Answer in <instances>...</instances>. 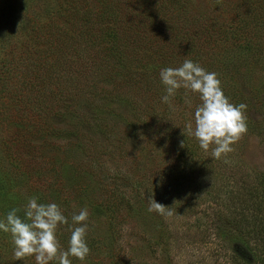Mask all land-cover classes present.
Wrapping results in <instances>:
<instances>
[{
	"label": "rangeland",
	"instance_id": "rangeland-1",
	"mask_svg": "<svg viewBox=\"0 0 264 264\" xmlns=\"http://www.w3.org/2000/svg\"><path fill=\"white\" fill-rule=\"evenodd\" d=\"M66 1L0 0V217L33 197L69 223L86 207L90 253L72 264H255L264 0ZM185 59L246 105L247 132L221 159L187 134L196 95L161 101L160 70ZM150 195L172 215L149 212ZM69 236L57 229L61 251ZM0 264L35 260L14 261L0 233Z\"/></svg>",
	"mask_w": 264,
	"mask_h": 264
},
{
	"label": "clouds",
	"instance_id": "clouds-1",
	"mask_svg": "<svg viewBox=\"0 0 264 264\" xmlns=\"http://www.w3.org/2000/svg\"><path fill=\"white\" fill-rule=\"evenodd\" d=\"M160 83L164 87L161 101L171 108V98L184 89L196 95L200 103L193 113L192 123L186 126L187 134L194 137L199 148L210 157L221 159L233 151L242 134L247 132L246 105L233 104L224 94L215 72H209L198 63L185 59L179 67L162 68ZM145 196V193H144ZM148 211L160 215H172L165 206L150 195ZM13 208L0 217V233L8 234L13 244L14 261L34 257L35 264H72V259L85 261L90 253L87 243L89 212L86 207L71 215V223L57 203H38L29 198L23 208ZM67 226L70 236L66 250L61 251L57 229Z\"/></svg>",
	"mask_w": 264,
	"mask_h": 264
},
{
	"label": "trees",
	"instance_id": "trees-1",
	"mask_svg": "<svg viewBox=\"0 0 264 264\" xmlns=\"http://www.w3.org/2000/svg\"><path fill=\"white\" fill-rule=\"evenodd\" d=\"M68 1V0H67ZM67 1L65 2V3H67ZM62 5H66V6H69V4H61V6ZM20 8L21 9H18V10H16L15 12H14V14H15V16H20L22 13H23V11H25L24 9H23V3H20ZM62 9H63V6H62ZM20 10H22V11H20ZM45 13L46 14H49V13H53L55 10H54V8L52 9V6H47V8L45 9ZM51 13V14H52ZM14 16V17H15ZM148 69H150V68H148ZM230 91H228V93H229ZM227 93V94H228ZM230 97H231V101H233V102H235L237 105H239V104H243L241 101H239L237 98H239V97H237L236 95H235V93L234 94H230ZM246 102V101H245ZM244 102V103H245ZM107 138H108V136H107ZM109 139H111V138H109ZM108 142H110L109 140H107ZM107 145V144H106ZM105 151H108V149H109V146H105ZM109 153H111L110 151H109ZM260 183H261V185H263V191H264V178L260 181ZM255 195V194H254ZM255 197L257 198V200H256V202H263V204L262 205H259V206H257V209H260V208H264V201L262 200L263 199V194H259V195H255ZM256 216V215H255ZM257 218H256V223H258V224H260V226H259V229L257 230V231H252V232H248L247 234H245V231L243 230V228H241L239 225V227H238V229H237V231L238 232H240V233H244L245 235H247L248 236V238L249 239H251L253 236H254V234L256 233V235H258L259 233H261L262 231H264V218H260V217H258V216H256ZM227 219V218H226ZM230 223H233V222H231V221H229ZM255 222V221H254ZM239 222H237V224H238ZM233 225L235 226V224L233 223ZM256 248V247H255ZM261 252H257V254H253V259H254V263L256 264H264V250H260ZM244 264H252V263H250V260H244Z\"/></svg>",
	"mask_w": 264,
	"mask_h": 264
}]
</instances>
